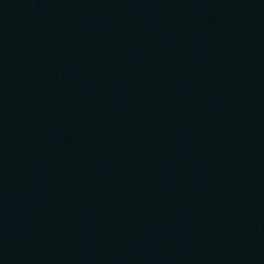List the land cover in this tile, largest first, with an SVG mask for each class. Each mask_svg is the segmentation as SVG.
<instances>
[{
	"label": "water",
	"instance_id": "obj_1",
	"mask_svg": "<svg viewBox=\"0 0 264 264\" xmlns=\"http://www.w3.org/2000/svg\"><path fill=\"white\" fill-rule=\"evenodd\" d=\"M59 0H0V131Z\"/></svg>",
	"mask_w": 264,
	"mask_h": 264
}]
</instances>
